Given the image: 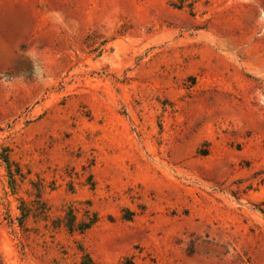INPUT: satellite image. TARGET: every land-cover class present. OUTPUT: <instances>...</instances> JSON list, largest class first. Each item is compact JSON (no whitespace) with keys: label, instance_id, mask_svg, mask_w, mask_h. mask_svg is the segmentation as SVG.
<instances>
[{"label":"rangeland","instance_id":"1","mask_svg":"<svg viewBox=\"0 0 264 264\" xmlns=\"http://www.w3.org/2000/svg\"><path fill=\"white\" fill-rule=\"evenodd\" d=\"M0 264H264V0H0Z\"/></svg>","mask_w":264,"mask_h":264},{"label":"trees","instance_id":"2","mask_svg":"<svg viewBox=\"0 0 264 264\" xmlns=\"http://www.w3.org/2000/svg\"><path fill=\"white\" fill-rule=\"evenodd\" d=\"M6 161L8 162V159H6ZM87 227H89V226H87Z\"/></svg>","mask_w":264,"mask_h":264}]
</instances>
